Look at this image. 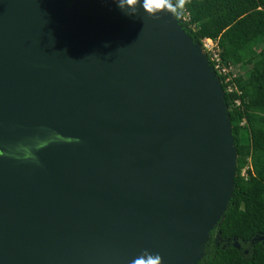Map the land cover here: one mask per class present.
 Listing matches in <instances>:
<instances>
[{
    "label": "water",
    "instance_id": "obj_1",
    "mask_svg": "<svg viewBox=\"0 0 264 264\" xmlns=\"http://www.w3.org/2000/svg\"><path fill=\"white\" fill-rule=\"evenodd\" d=\"M184 20L116 0H0V264L201 260L237 152Z\"/></svg>",
    "mask_w": 264,
    "mask_h": 264
},
{
    "label": "trees",
    "instance_id": "obj_2",
    "mask_svg": "<svg viewBox=\"0 0 264 264\" xmlns=\"http://www.w3.org/2000/svg\"><path fill=\"white\" fill-rule=\"evenodd\" d=\"M179 17L198 43H214L218 62L209 52L211 65L239 70L234 77L229 72L227 82L228 75L217 74L237 152L236 176L224 218L197 264H264V239L258 240L264 237V0H189Z\"/></svg>",
    "mask_w": 264,
    "mask_h": 264
},
{
    "label": "clouds",
    "instance_id": "obj_3",
    "mask_svg": "<svg viewBox=\"0 0 264 264\" xmlns=\"http://www.w3.org/2000/svg\"><path fill=\"white\" fill-rule=\"evenodd\" d=\"M116 3L125 15L137 17L142 12L147 17L159 18L161 14L165 13L182 16L189 0H116ZM202 44H200L201 47ZM215 74L217 76L216 72ZM137 264H162V257L158 253L143 250L139 254Z\"/></svg>",
    "mask_w": 264,
    "mask_h": 264
},
{
    "label": "built area",
    "instance_id": "obj_4",
    "mask_svg": "<svg viewBox=\"0 0 264 264\" xmlns=\"http://www.w3.org/2000/svg\"><path fill=\"white\" fill-rule=\"evenodd\" d=\"M209 45H211V46H209ZM202 48L205 51L207 58H208V53L210 52V53L213 54L212 55L213 59H215V61L218 62L217 54H215V52L213 50L215 48V45H214V43L211 40L203 41ZM208 60H209L210 63L213 61L212 59H209V58H208ZM212 68H213V70L215 72H217V74H223V75H228V73L232 72V69H233L232 67H229V68L221 67L218 63L217 64L215 63V66L212 65ZM231 76L234 77V74L231 75ZM231 76L228 75V77L226 78L225 81L226 82L229 81L231 79ZM238 104H239V102H238Z\"/></svg>",
    "mask_w": 264,
    "mask_h": 264
},
{
    "label": "rangeland",
    "instance_id": "obj_5",
    "mask_svg": "<svg viewBox=\"0 0 264 264\" xmlns=\"http://www.w3.org/2000/svg\"><path fill=\"white\" fill-rule=\"evenodd\" d=\"M209 46H211V45H209ZM239 72V70L237 69V68H233L232 69V74H234L235 76L237 75V73ZM232 89V87H230V89L229 90H231ZM236 104H238V102H236Z\"/></svg>",
    "mask_w": 264,
    "mask_h": 264
}]
</instances>
